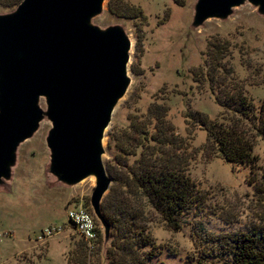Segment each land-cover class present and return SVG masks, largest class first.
<instances>
[{
  "label": "rangeland",
  "instance_id": "obj_1",
  "mask_svg": "<svg viewBox=\"0 0 264 264\" xmlns=\"http://www.w3.org/2000/svg\"><path fill=\"white\" fill-rule=\"evenodd\" d=\"M195 1L128 0L141 13L120 17L107 10L104 0L101 11L91 19L100 27L120 24L130 40L129 82L102 137L104 166L113 162L117 152L112 142L107 144V131L125 126L130 114H143L151 103H162L167 107L166 118L187 143V173L204 193L203 202L183 212L179 229L169 228L156 210L144 207L142 222L152 244L141 248L155 253L146 264H187L189 256L207 244L200 243L203 232L245 229L258 220L264 207V137L248 120L217 104L207 80L198 76V71L210 67L211 45L219 43L225 54L223 68L216 69L217 73L223 72L228 83L242 85L255 107L264 102V14L244 1L224 18L208 17L192 26ZM14 6L0 2V13ZM40 104L44 105L42 98ZM188 109L237 122L251 136L258 166L254 176L249 166L231 163L220 155L201 124L185 116ZM49 127L43 118L18 144L10 177L0 184V264H80L84 258L85 264H109L108 240L103 239L102 231L101 242L86 249L66 216L77 205L92 212L89 196L94 177L67 184L49 172L45 143ZM52 224L62 225V229L37 237L41 228ZM209 264L229 262L220 255L211 257Z\"/></svg>",
  "mask_w": 264,
  "mask_h": 264
},
{
  "label": "water",
  "instance_id": "obj_2",
  "mask_svg": "<svg viewBox=\"0 0 264 264\" xmlns=\"http://www.w3.org/2000/svg\"><path fill=\"white\" fill-rule=\"evenodd\" d=\"M103 1L20 0L0 13V184L10 177L18 144L46 118L48 170L67 184L94 177L89 203L106 241L100 202L111 177L102 137L129 82L130 40L120 24L91 21ZM244 1L264 14V0H196L191 25L224 18Z\"/></svg>",
  "mask_w": 264,
  "mask_h": 264
},
{
  "label": "trees",
  "instance_id": "obj_3",
  "mask_svg": "<svg viewBox=\"0 0 264 264\" xmlns=\"http://www.w3.org/2000/svg\"><path fill=\"white\" fill-rule=\"evenodd\" d=\"M19 1L0 0L6 5H16ZM174 1L180 4L182 0ZM106 8L120 17L141 13L128 0H106ZM211 49L210 67L198 71L199 78L207 80L217 104L248 120L255 132L264 137V102L255 107L242 85L225 81L224 73L216 71L223 68L225 48L214 42ZM166 111L164 104L153 102L143 114H130L125 126H112L107 131L108 146L112 142L117 149L113 162L105 166L111 184L100 202L101 213L109 226L105 247L109 264H146L155 254L151 249L141 248L152 244L142 222L145 206L156 210L169 228L179 229L183 212L204 200L203 191L187 173V143L166 118ZM185 116L201 124L207 140L215 144L226 161L249 166L254 176L258 166L252 151L253 141L237 122L227 123L190 109ZM257 190L263 191L260 187ZM101 229L97 224L94 240L88 242L83 238L86 249H94V244L101 242ZM203 242L207 244L190 255L187 264H209L211 257L220 255L229 264H264V207L258 213V220L247 228L220 233L205 231L200 237V243ZM85 262L84 258L80 264Z\"/></svg>",
  "mask_w": 264,
  "mask_h": 264
},
{
  "label": "built area",
  "instance_id": "obj_4",
  "mask_svg": "<svg viewBox=\"0 0 264 264\" xmlns=\"http://www.w3.org/2000/svg\"><path fill=\"white\" fill-rule=\"evenodd\" d=\"M67 220L74 229L88 242L96 238L97 221L93 213L84 206L77 205L69 208L66 213ZM62 229V225H46L41 228L37 237L42 238L56 233Z\"/></svg>",
  "mask_w": 264,
  "mask_h": 264
}]
</instances>
